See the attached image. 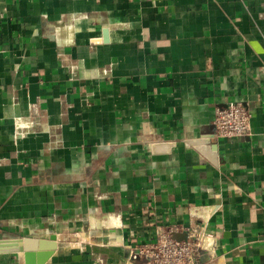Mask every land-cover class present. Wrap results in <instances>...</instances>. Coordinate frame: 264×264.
<instances>
[{"label": "crops", "instance_id": "obj_1", "mask_svg": "<svg viewBox=\"0 0 264 264\" xmlns=\"http://www.w3.org/2000/svg\"><path fill=\"white\" fill-rule=\"evenodd\" d=\"M171 225L264 264V0H0V264H145Z\"/></svg>", "mask_w": 264, "mask_h": 264}, {"label": "built area", "instance_id": "obj_2", "mask_svg": "<svg viewBox=\"0 0 264 264\" xmlns=\"http://www.w3.org/2000/svg\"><path fill=\"white\" fill-rule=\"evenodd\" d=\"M215 137L238 139L250 135L251 113L242 103H231L215 110ZM184 234L185 239H177ZM216 253L214 239L198 226L171 225L156 231L154 242L137 246L131 252L133 261L145 264H206ZM205 259V260H204Z\"/></svg>", "mask_w": 264, "mask_h": 264}, {"label": "water", "instance_id": "obj_3", "mask_svg": "<svg viewBox=\"0 0 264 264\" xmlns=\"http://www.w3.org/2000/svg\"><path fill=\"white\" fill-rule=\"evenodd\" d=\"M56 240L57 238L55 236H52L49 240V243H48V247H50V252L47 253L46 255H44L40 261L38 262V264H44L49 258L50 256L52 255V252L53 250H55V248L57 247V243H56ZM45 241H43V243H40V245H47L46 243H44ZM25 245H37L38 244V241H29V240H25L23 242ZM19 244V243H17Z\"/></svg>", "mask_w": 264, "mask_h": 264}, {"label": "bare ground", "instance_id": "obj_4", "mask_svg": "<svg viewBox=\"0 0 264 264\" xmlns=\"http://www.w3.org/2000/svg\"><path fill=\"white\" fill-rule=\"evenodd\" d=\"M47 249V248H46Z\"/></svg>", "mask_w": 264, "mask_h": 264}]
</instances>
